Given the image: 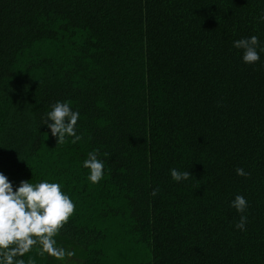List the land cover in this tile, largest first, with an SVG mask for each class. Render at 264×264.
I'll return each mask as SVG.
<instances>
[{"label": "trees", "instance_id": "trees-1", "mask_svg": "<svg viewBox=\"0 0 264 264\" xmlns=\"http://www.w3.org/2000/svg\"><path fill=\"white\" fill-rule=\"evenodd\" d=\"M261 15L264 0H0V173L62 185L75 210L55 239L79 264H264V53L232 46L264 44ZM56 101L80 112L79 142L41 124Z\"/></svg>", "mask_w": 264, "mask_h": 264}, {"label": "clouds", "instance_id": "clouds-1", "mask_svg": "<svg viewBox=\"0 0 264 264\" xmlns=\"http://www.w3.org/2000/svg\"><path fill=\"white\" fill-rule=\"evenodd\" d=\"M259 19L264 21V15ZM232 46L243 50L241 59L244 64H255L264 53V44L256 35L236 40ZM79 119L80 112L73 110L70 102L56 101L50 105L41 124L47 125L57 143L64 144L67 138H71L70 142L75 144L82 139L77 132ZM82 167L88 169L87 179L92 184H98L104 178L105 162L98 158L97 150L88 152ZM235 172L241 177L248 175L243 168H236ZM169 174L174 182L187 180L190 176L188 171L181 172L176 168L170 169ZM30 181H21L13 190L12 182L0 173V264H36L31 256L27 261L23 259L36 248L39 255L46 254L61 262L72 255L57 245L55 237L75 210L73 200L59 182ZM158 191L154 189L151 195L156 196ZM248 206L247 199L240 194L230 201V207L242 214L235 225L240 231L245 230L247 217L243 213Z\"/></svg>", "mask_w": 264, "mask_h": 264}, {"label": "rangeland", "instance_id": "rangeland-1", "mask_svg": "<svg viewBox=\"0 0 264 264\" xmlns=\"http://www.w3.org/2000/svg\"><path fill=\"white\" fill-rule=\"evenodd\" d=\"M55 264H79L78 261L71 255L69 257H66V259L61 262V261H57L55 260Z\"/></svg>", "mask_w": 264, "mask_h": 264}]
</instances>
